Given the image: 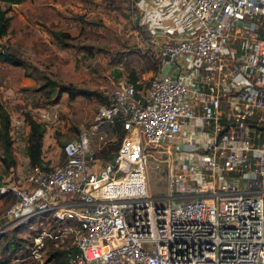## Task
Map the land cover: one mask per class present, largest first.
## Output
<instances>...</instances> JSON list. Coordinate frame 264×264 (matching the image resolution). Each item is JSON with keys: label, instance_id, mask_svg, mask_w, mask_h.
<instances>
[{"label": "built area", "instance_id": "2783aa9c", "mask_svg": "<svg viewBox=\"0 0 264 264\" xmlns=\"http://www.w3.org/2000/svg\"><path fill=\"white\" fill-rule=\"evenodd\" d=\"M166 3L182 10L171 24L156 18ZM146 9L158 69L103 89L60 163L31 164L27 123L12 117L20 167L17 181L0 177L4 216L55 222L38 219L28 250L39 260L47 238L70 234L66 264H264V0ZM118 119L125 132L105 159L98 150ZM149 155H170L167 195L148 190Z\"/></svg>", "mask_w": 264, "mask_h": 264}, {"label": "rangeland", "instance_id": "374dc122", "mask_svg": "<svg viewBox=\"0 0 264 264\" xmlns=\"http://www.w3.org/2000/svg\"><path fill=\"white\" fill-rule=\"evenodd\" d=\"M141 5L142 0H25L11 5L10 30L1 42L24 61L16 65L0 60V104L9 113L10 126L12 117H23L27 130L30 118L44 125L43 158L51 166L63 160L64 141L89 124L103 89L132 73L141 77L154 70L156 53L147 40L149 24ZM65 87H71L73 97ZM82 90L88 92H77ZM41 111L50 116L42 117ZM110 130L99 156L120 137ZM13 146L19 163L14 140ZM159 158H147V186L151 194L167 195L171 159ZM19 167L10 173L0 160V175L17 181ZM9 201L0 197V264H46L49 252L43 260L35 259L28 246L39 230L38 219L47 229L55 228V222L30 217L10 223L4 216ZM55 239L62 246L72 244L70 234ZM46 243L56 247L48 238Z\"/></svg>", "mask_w": 264, "mask_h": 264}, {"label": "trees", "instance_id": "16d2710c", "mask_svg": "<svg viewBox=\"0 0 264 264\" xmlns=\"http://www.w3.org/2000/svg\"><path fill=\"white\" fill-rule=\"evenodd\" d=\"M25 0H0V60L10 63L20 65L23 64V59L17 55L13 49H11L8 45H4L1 42V39L9 32L10 25H11V17L8 14L9 9L11 8L12 4L19 3ZM58 34V33H57ZM59 35V34H58ZM156 53V52H155ZM154 63V64H153ZM160 63V57L156 54L155 61H151V64L155 67L154 70L158 69V64ZM153 70V71H154ZM140 78L139 75L132 73L129 76V80L134 81L137 85H140L141 82L138 81ZM71 89V87H65ZM70 91V90H69ZM70 97H73L74 92L70 91ZM77 92L87 93L88 91L82 90ZM102 97V102L106 101V98L100 93ZM28 133L26 139V152L29 156L31 164H39L43 168L51 167L43 158V140H44V133L45 128L41 122L36 121L35 119L30 118L28 122ZM107 126L111 127V129L115 130L117 135H119V139L113 144V146H108V149L104 150L103 158L109 159L113 156L115 149L117 148L121 137L123 136L125 129L122 126L121 121L115 120L112 123H109ZM0 160L3 163L5 169H9L10 173L13 172L14 166L16 165V159L14 156L15 148L13 146V138L11 133V126H10V118L7 109L4 107L3 104H0ZM100 150V149H99ZM98 150V153H99ZM101 156V155H100ZM1 177V175H0ZM1 197V194H0ZM8 197V196H7ZM53 243L52 245L56 246L54 248H46L44 258L46 256L47 263L46 264H66L67 257L66 252L67 250L71 249L73 245H59L57 240L53 238H48ZM64 240V239H63ZM43 258V259H44Z\"/></svg>", "mask_w": 264, "mask_h": 264}, {"label": "crops", "instance_id": "0c3cea01", "mask_svg": "<svg viewBox=\"0 0 264 264\" xmlns=\"http://www.w3.org/2000/svg\"><path fill=\"white\" fill-rule=\"evenodd\" d=\"M149 5H150V0H142V7L144 9H142L141 12L143 13L145 17V20H146L145 22H148L152 18L151 12L146 9ZM181 14H182V10H180L178 6L174 5V3H171V4L166 3V4H163V6H161L158 9V11L156 12V18L162 24H171L174 21V19ZM167 67H169L167 69L169 70L171 66H169L168 64ZM110 129H111L110 127L109 129L107 128V130H110Z\"/></svg>", "mask_w": 264, "mask_h": 264}]
</instances>
